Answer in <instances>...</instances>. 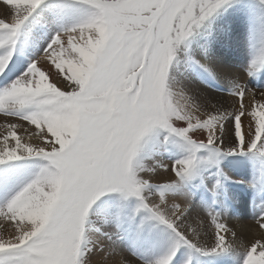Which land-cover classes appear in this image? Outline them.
Wrapping results in <instances>:
<instances>
[{
	"label": "snow or ice",
	"instance_id": "snow-or-ice-1",
	"mask_svg": "<svg viewBox=\"0 0 264 264\" xmlns=\"http://www.w3.org/2000/svg\"><path fill=\"white\" fill-rule=\"evenodd\" d=\"M99 14L92 20L58 33L44 56L34 61L26 73L0 92V111L6 106L35 105L24 117L33 126V136L41 143L25 141L11 124L0 147V161L15 159L26 152L44 154L54 169L20 191L0 217L14 224L16 235L0 237V253L18 256L20 264H81L83 224L92 202L105 191H119L140 198L137 210L146 209L184 236L181 217L184 209L162 207L145 200L142 182L132 170L142 137L156 124H167L176 111L164 88V77L173 47L190 35L223 0H90ZM14 6L12 22L0 19V30L9 39L41 0H7ZM21 6H23L21 8ZM67 40H64V37ZM4 41L0 40V44ZM67 56V58H65ZM47 59L61 86L52 82L50 72L38 66ZM0 59V71L5 60ZM264 63V57L258 58ZM254 66L256 61L253 62ZM251 95V102L244 98ZM240 89L238 106L218 116L185 114L188 129L207 128L206 144L221 135L226 115L233 116V130L239 144L255 147L264 141V92ZM248 123L242 127L243 120ZM215 125V127H213ZM10 137L15 140L10 143ZM200 139H203L201 134ZM235 150V149H233ZM193 159L177 161L173 170L180 177L190 173ZM256 223L264 230V213ZM217 247L230 243L231 229L212 217ZM236 233L232 232L235 237ZM174 251L154 264H170ZM244 264H264V241L247 248Z\"/></svg>",
	"mask_w": 264,
	"mask_h": 264
},
{
	"label": "bare ground",
	"instance_id": "bare-ground-1",
	"mask_svg": "<svg viewBox=\"0 0 264 264\" xmlns=\"http://www.w3.org/2000/svg\"><path fill=\"white\" fill-rule=\"evenodd\" d=\"M49 1L41 0V3L24 21L21 25H24V28L20 27L23 29V37L20 36V39L14 38L13 40L12 38L10 40L9 33L5 30H0V40L4 41L3 44H0V59L7 57L5 60V69L4 71H0V92L10 87L17 78H20L26 73L34 61L39 57H43L42 55L44 53L42 54V52L44 48H48V41L42 38L41 33L44 28L48 29L49 34L54 32L55 29L51 30L50 28L53 29V24L55 23L52 24L50 19L55 17L54 14L56 15V13L57 15L62 14V10H57L53 5L48 4L47 2ZM64 3L61 5H64ZM72 4L80 5L76 1H72ZM47 6L49 10L45 9ZM14 14V6L9 5L7 0H0V19H5L6 22L10 23L12 22ZM68 15L67 17H69ZM244 15L238 16L231 14L230 16L229 14L225 15V13H221L215 18H212L213 20L207 21L201 28L202 30L195 26L196 28L193 29L194 33L190 38L191 42L187 41L183 45H180V52L172 68L173 74L171 73L172 75L170 76V83L172 85H170V89L167 91V96L173 109L176 111V115L171 116V118L169 117V119H171L170 121L173 120L178 127L183 129L188 127V121L182 118L188 113H196L205 119H207V116L203 114L218 116L220 113H229L235 106H238L235 94L240 89L246 88V90H249V93L253 91L248 88L251 77H248L247 72L255 70L258 65L260 66L261 63L258 58L264 56V53L256 54V57H251L256 48L252 49V45L250 46V44L256 38L250 37L253 34V30L250 31V28L247 29V20ZM61 20H64V18H61ZM18 43H21L20 47L22 50H27V55L30 57L28 60H31H27L28 63H26V59L23 57L10 56L9 49H12ZM186 49L188 50L189 57L192 60L198 61L197 65L200 66V69H197L199 70L198 73L201 75V78L209 77L206 80H214V84L216 83L219 87L224 88L225 93L212 91L205 84L201 83L200 78L186 64L184 59ZM252 58L254 61H257L255 66L251 63ZM255 58L257 59L255 60ZM10 61H13V63L8 67ZM38 66L42 70L50 72L49 79L52 82H56L58 87L61 86L59 81L63 77L57 76L56 71L51 67L50 61L40 59ZM256 99H261V96L256 94ZM244 102L246 104L251 102L250 94L244 98ZM33 111H35V105L21 106L17 104L6 106L3 111H0V147H3V137L8 134L7 129L11 124L23 125L22 129L17 128L16 131L25 141L32 144L41 143L38 137L32 135L34 131L33 126L30 125L29 121L24 119L25 116L30 115ZM247 123V119L243 120L242 127L246 126ZM190 130V133L196 141L204 143V140L207 139V128ZM221 133L222 135L212 144L218 148L219 158L223 155L221 154L222 150L226 151L227 155H229L231 152L235 153L240 150H249L252 148L251 142H246V145L238 147L239 140L234 134L232 115H226L224 117ZM201 134L203 135V139L198 138ZM162 141L163 139L159 137L150 147L152 156L145 170H151L152 181L164 183V181L169 180V186H172L173 189L179 188L178 192L174 190L167 192L161 206L168 210H172L177 206L183 207L184 214L179 223L182 224L181 227L186 235L182 236L178 234L177 230L167 224H159L152 219H147L143 215L146 212L143 211L144 213H142L137 208H135L137 214L131 210L128 213V217L132 221V226L120 228L117 224L118 222L121 223L120 217L115 218V215L110 214L114 208L112 201H102L96 206L98 213H101V216L97 215L99 229H96L99 230V234L98 231H94L97 234L93 233L94 235L89 238L88 244H85L84 248H82L80 255L81 264H154L156 260L173 251L174 255L172 256L170 264H244L247 248L256 240L264 241V230H261L256 223L257 218L261 213H264V197L262 198L259 195V186L262 187L264 195V141H258L259 146L257 145V148L259 149L260 147L262 150V153H259L263 164L262 177L254 173L255 175L250 178V174L252 173L246 171V167L242 170L243 167H240V165L237 166L239 167V171L236 172L234 171L235 169H231L234 172L231 173L229 171L230 173H228L230 178L238 181L236 182L237 184L225 181L227 183L226 185H222L223 183H221L219 186L217 184L218 187H216L214 184L216 181L215 179L212 181L211 177L207 179L212 182L211 185L213 184V187H211L210 182L206 183V180L201 177V174L199 177H201L203 182L202 196L200 192L197 196L195 194V196H191L189 191L192 192V190H187V187L190 185L184 188L183 183L177 177L176 171L173 170V165L177 161H182L180 159L182 155L180 154L181 156L179 157L177 150L180 148V152H185L188 147L185 148L184 146L183 150L180 140L173 141L170 149L171 155L167 160L163 158L161 153L162 148L160 146ZM9 142L14 145L15 140L10 137ZM36 155L21 152L18 158L0 161V208H5L26 186L40 179L39 175L43 174L46 176L53 170L51 163H48L47 160L37 159ZM210 161L208 165L206 163L207 166L204 169L205 173H209V175L211 172L208 171L210 170H215L214 172H216V168L211 167L212 165L214 166V163L212 164ZM228 162V164H231L230 160ZM234 164L236 165L237 163ZM242 165L245 166L244 164ZM220 171L224 178L225 173H223L222 169ZM216 173H218V168ZM143 174L144 172H140L141 176ZM183 178L185 180L183 181L188 183L186 175ZM239 179H243V181ZM155 182L154 184H156ZM207 184L209 188H212L209 191H212L215 196V199H210L208 202L206 200L207 198L204 199V190ZM199 185L196 184L193 188L191 186V188L194 190L195 186L198 187ZM147 197L152 203H159L160 201V195L157 191H152ZM211 200L215 204L218 201L217 208L210 207ZM120 203L122 204L121 207L128 205L135 206V204L122 199ZM149 215L147 216L148 218ZM213 216L231 229L227 237L230 243L223 247L216 246L215 228L212 224ZM123 229L125 230L123 231ZM133 229L139 233L137 237H141V242H136L137 244L131 241V234L134 233ZM232 232L236 233L235 237L232 236ZM15 235L14 224H9L5 218L0 217V237L3 239H11ZM153 239L164 241L165 245L163 247L166 248L163 249L162 246H158V241L157 245H153ZM136 241L139 240L136 239ZM89 259L93 260L88 261Z\"/></svg>",
	"mask_w": 264,
	"mask_h": 264
},
{
	"label": "rangeland",
	"instance_id": "rangeland-1",
	"mask_svg": "<svg viewBox=\"0 0 264 264\" xmlns=\"http://www.w3.org/2000/svg\"><path fill=\"white\" fill-rule=\"evenodd\" d=\"M72 1L73 2L76 1V3H78L80 5H73ZM63 2H65L64 5H61ZM213 2H214V0H213ZM47 3L50 5H53L55 8H57V10H59V9L62 10V14H60V15L58 14L59 15L58 16L56 13V15L54 14L55 17H52V19H50L52 24L55 23V24H53V29L50 28L51 30L55 29L54 32H51V34H49L48 29L44 28L43 32L41 33L42 38L46 39L48 41L49 45L51 44V42L53 41V39L56 37V35L58 33H62V32H65L69 29L78 27L79 25L84 24V23L94 19L99 14V9L93 3H91L90 0H71V1L50 0ZM55 4H57V5H55ZM45 9L49 10L48 6L45 7ZM221 13L222 14L225 13V15L229 14L230 16H231V14H235L238 16H240V15L242 16V14H245L244 17L247 20V22H246L247 23V29L250 28V31L253 30L252 31L253 34H251L250 37L256 38V40L253 42L254 44L251 42L250 46L252 45L251 46L252 49H255V48L258 49V50H256V49L254 50V52L252 53L253 55H251V54L250 55H251V57H253V56L256 57V54L258 55V54L264 53V0H223V2L220 3L217 7H215V9L210 14H208L203 20H201L198 25H194L193 29H195L197 27L200 30H202L201 28L207 23V21L213 20L212 18H215L216 16L220 15ZM67 15L69 17H67ZM61 18H64V20H61ZM45 25L47 26V24H45ZM20 27L24 28V25L20 26ZM48 27H50V26H48ZM22 28L15 30V33H14L15 35H12L11 39L13 38V40H14V38L20 39V36L23 37V34H22L23 29ZM21 29H22V31H21ZM193 29H192V32L190 35L186 36L183 40H181L179 43L175 44L173 47L171 59L168 61L166 72H165V77H164V88H165L166 93H167L168 89H170V85H172L170 83V76L173 74L172 68H173V65H175L174 62L177 59V55L180 52V45L181 44L183 45L187 41L191 42L190 38L194 33ZM64 40L65 41L67 40L66 36L64 37ZM262 44H263V46H261ZM20 46H21V43H18L17 45L15 44L13 46L14 49L13 48L9 49L10 50V56H12V57L18 56L21 58L23 57L26 59V63H28V61H31V60L30 59L28 60V58H30V57L27 55L28 54L27 50H22ZM46 49L47 48H44L42 54L44 53V51ZM12 50H14V51H12ZM21 51H23V52H21ZM255 51H257V53H255ZM187 53H188V50L186 49L185 54H184L185 55L184 59L186 61V64L188 66H190L192 71L194 72V74L196 76H198V78H200L199 80H201V83L205 84V86L208 87L209 89H211L212 91L219 92V93H225V89L222 87H219V85L216 83L214 84V82H213L214 80H211V79H210V81L206 80L209 77L208 78H206V77L201 78V75H199V73H198L199 70L197 69L200 67L197 65L198 61L192 60V58L189 57V53L188 54ZM42 56H44V54ZM262 57H264V56H262ZM65 58H67V56H65ZM256 59L257 58H255V60ZM253 61L254 60L252 58L251 63H253ZM12 63H13V61H10L9 67L12 65ZM256 63H257V61H256ZM260 63H261L260 66L258 65V67L255 68V70L247 72L248 77H251V80H249L248 88L252 89L259 96H261L260 94L262 92H264V63H262V62H260ZM252 65H254V64H252ZM170 118H171V116H170ZM170 120L171 119H168L167 124H163V123L156 124L142 137L140 144H139V147H138V150L136 152V155L133 157V160L131 162L132 170L136 173L137 178L140 179L142 182L146 181V184L141 189V194L145 197V200L149 202V206H151L150 203H152V202L149 200V198L147 196L152 191H157L159 193V195L161 193H163L164 196L170 190L171 191L174 190L176 192L179 191V188L173 189L172 186H169L170 185L169 180L164 181V183L152 181L151 170H148V171L145 170V167H146V165H148L150 163V157L152 156L150 147L152 146L153 143H155L158 140L159 137H161L164 141V142L162 141L160 148H162L161 153H162L163 158H165V159L169 158L171 155L170 149H171V143L173 141H175V140L179 141L180 140V143L182 144L183 150H184V146H185V148L188 147V148H186L185 152H180V148L177 150V152L179 154L176 152L179 155V157L182 155L180 158L181 160H186V159H189L190 157L193 159V162H194L193 167H192L190 173L186 175V177L188 178V183L184 182L185 180L183 177H180L178 175H177V177L183 183L184 188L187 187L188 185H190V186H188L189 188L187 187V190H189V189L192 190V192L189 191V193H191L190 194L191 196H195V195L197 196V195H199V192H200V195L202 196L201 193H202V189H203L202 188L203 182L201 180V177H203V179L206 180V183H209L210 180H207V179L212 177L211 178L212 181L214 179L216 181V182H214L216 187H218L219 184H221V183H223L222 185H224V184L226 185L227 183L225 181H227V182L229 181L230 183L237 184L236 182H238V181H236L234 178L233 179L230 178L228 173H230L229 171H231V169H233V170L235 169L234 171H236V172L239 171V167H237V166H240V165H241L240 167H243L242 170L246 167L245 170L247 169L246 171H248L249 173H252V174H250V178L253 175H255L254 173H257V175L259 174V177L263 176V164H262V160L260 158L261 155L259 154V153H262L261 152L262 150L260 147H259V149L257 148L259 146L258 145L259 142L256 143L255 147L251 146L252 148L249 150H240L239 152H235V153L231 152L229 155H227L226 151L222 150L221 154H223V155L221 156V158H219V155H218L219 150L217 147L213 146L212 144H206V143H201V142L196 141V139L190 133V131H191L190 129H188V131L185 135H181L180 133L184 129L178 127L173 120L172 121H170ZM188 149H189V152H188ZM187 152L191 155L188 156L189 154ZM224 155H226V156H224ZM36 156H37V159L44 160V161L47 160L48 163H51L53 165V169H54V167H55L54 164L52 163V161L47 156H45L44 154H37ZM186 157H188V158H186ZM232 158H234V159L232 160ZM229 160H230L231 164H228ZM241 160H242V162H241ZM209 161L212 164L214 163V166L212 165L211 167H215L216 172H217V168H218V173L214 172L215 170L208 171V172H211L210 175H209V173H205L204 169L208 165ZM226 161H227V163H226ZM235 161H237V162H235ZM244 162H247V163H244ZM206 163H207V165H206ZM234 163H237L238 165L237 164L235 165ZM242 164H244L245 166H243ZM221 169L223 170V173H225L224 178L221 174V171H220ZM228 169H230V170H228ZM233 170L231 171V173L234 172ZM254 170H255V172H253ZM140 172H144L143 176L140 175ZM214 173H216V174H214ZM201 174H202V176L199 177ZM205 174H207V175L205 176ZM225 175H227V176H225ZM44 176L45 175H43V174L39 175V178H42ZM229 178H230V180H229ZM216 179H218V180H216ZM239 180L243 181V179H239ZM154 182L156 184H154ZM211 183L212 182H210L209 184L211 187H213V184L211 185ZM196 184H200V185L198 186L199 188L197 186H195L194 190L195 189L196 190L194 191L192 188ZM217 184H218V186H217ZM207 185H206V189L204 190V199L207 198L206 200L208 202V200H210V199H215L214 198L215 196H214L212 191H209L212 188H209V185L207 187ZM191 186H192V188H191ZM9 197L11 198V196H9ZM121 199L128 201L130 203H133V204H135V206L128 205L125 207H121V205H122L120 203ZM110 200L112 201V204L114 205L113 206L114 208L112 209L110 214L115 215L116 216L115 218L120 217L121 223L123 224L122 225L120 222H118L117 223L118 226H120V228H126L127 226H132V221L129 219L128 213L130 212L129 210L136 213L135 208H138V205L140 203V198L135 196V195H125L124 193L119 192V191H105V192H103L101 195H99L92 202L91 206L88 209V213L85 217L84 224H83V239H82V242L80 245V255H81L82 248H84V245L88 244V241L90 240L89 238L91 236H93L94 234H97V233H94V231L95 232L98 231V234H99V230H98L99 227H98L97 220H98V216H101V213H98V211L96 210V206H98L99 203L102 201L108 202ZM217 203H218V201H216V205H217ZM210 207H211V205H210ZM139 210L142 213L146 212V214L144 213L143 215L147 219H149V220L152 219L153 221L158 222L159 224H165L162 221L154 218L151 215V213L148 212L146 209L141 208ZM148 215H149V218L147 217ZM105 216H108V215H105ZM94 220H95V222H94ZM96 228H98V229H96ZM124 230L125 229H123V231ZM133 231H134V233L131 234V239H132L131 241L134 242L135 244H137L138 242H141V237H137V236H139V233H137V231H135L134 229H133ZM132 236H134V237L136 236L135 238L138 239L139 241H136V239L134 237L132 238ZM157 241H158V246L163 247L165 245V242L160 240V239H153V242H154L153 245H157ZM159 241H160V244H159ZM165 248L166 247H163V249H165ZM92 260L93 259H89L88 261H92ZM80 261H81V256H80ZM0 264H20V259L18 256H10L6 252L0 253Z\"/></svg>",
	"mask_w": 264,
	"mask_h": 264
}]
</instances>
